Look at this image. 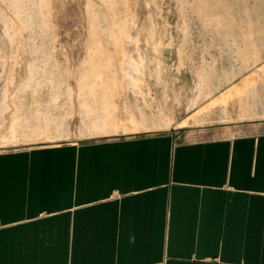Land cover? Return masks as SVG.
<instances>
[{"label": "crops", "instance_id": "1", "mask_svg": "<svg viewBox=\"0 0 264 264\" xmlns=\"http://www.w3.org/2000/svg\"><path fill=\"white\" fill-rule=\"evenodd\" d=\"M81 95L0 149V264H264V123L123 130Z\"/></svg>", "mask_w": 264, "mask_h": 264}, {"label": "rangeland", "instance_id": "2", "mask_svg": "<svg viewBox=\"0 0 264 264\" xmlns=\"http://www.w3.org/2000/svg\"><path fill=\"white\" fill-rule=\"evenodd\" d=\"M79 95L123 130L264 123V0H0V149Z\"/></svg>", "mask_w": 264, "mask_h": 264}]
</instances>
